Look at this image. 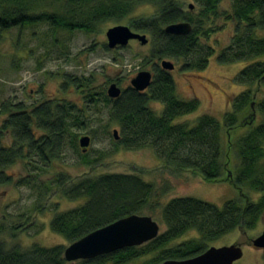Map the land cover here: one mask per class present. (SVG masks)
<instances>
[{
    "label": "trees",
    "instance_id": "obj_1",
    "mask_svg": "<svg viewBox=\"0 0 264 264\" xmlns=\"http://www.w3.org/2000/svg\"><path fill=\"white\" fill-rule=\"evenodd\" d=\"M192 1L196 4L193 9H185L179 0H0V42L13 29L38 26L49 27L55 36L53 43L59 41V33L95 35L104 24L126 19L139 6L157 9L152 17L129 22L135 32L146 34V46L151 47L143 58L153 71L147 91L138 92L130 86L122 89L118 99H111L106 91L95 92L93 78L64 76L61 93L68 94L73 87L82 98L81 108L53 98L30 108L10 101L2 104L0 116L5 120L0 127V186H31V182L50 175L71 138L83 164L95 165L97 161L89 160L80 150L78 130L83 129L90 112L103 107L108 112L107 128L113 125L119 132L118 140L111 137L116 150H151L163 167L200 175L208 182H228L240 196L222 207L193 197L174 198L163 204L167 188L159 192L138 174H106L74 182L69 175L57 173L40 184L33 217L47 212L43 202L50 199L54 189L69 201L85 199L81 206L56 213L51 220L53 233L69 245L131 215L160 212L165 231L142 246L74 263L66 261L64 246L23 249L0 241V264H128L148 255L156 256L151 263L162 264L201 255L212 243L236 230L247 234L256 229L264 217V61H255L264 57V0ZM183 22L192 26L189 35L166 33L167 26ZM229 23L234 33L218 61L224 65L251 62L234 79L246 87L245 91L229 102L231 109L225 114L224 126L209 114L199 117L194 125L176 124L178 118L198 111L200 103L196 98L178 97L172 73L162 68V62H183V74L204 71L216 53L207 42ZM105 49L109 50L108 46ZM151 101L163 104L161 115L150 108ZM258 117L259 125L234 138L237 128L252 127ZM232 155L237 162L234 168ZM19 164L28 174L17 180L7 171ZM250 192L261 197L255 201ZM17 219L24 224L3 223L0 235L9 231L16 237L37 227L35 222L31 224L32 217ZM190 232L197 236L184 239Z\"/></svg>",
    "mask_w": 264,
    "mask_h": 264
},
{
    "label": "rangeland",
    "instance_id": "obj_2",
    "mask_svg": "<svg viewBox=\"0 0 264 264\" xmlns=\"http://www.w3.org/2000/svg\"><path fill=\"white\" fill-rule=\"evenodd\" d=\"M179 1L183 3L185 9L191 5L196 7L192 0ZM156 11L154 6L142 5L137 7L126 19L104 24L98 34L59 33L57 36L59 41L56 43H53L55 36L47 26L13 29L6 32L0 42V109L2 104L7 101L23 104L25 108H30L32 105L40 104L45 99L51 98L67 100L78 104V107L81 108L82 98L73 87L69 88L68 94L61 93L60 87L64 76L93 78L96 86L95 92L100 94L103 91L107 92L114 83L121 89L130 87L131 80L142 71L153 73L152 68L143 62V58L149 55L151 47L142 46L138 41H131L125 49L107 50L105 47L108 45L106 33L110 28L120 25L129 26L131 20L152 17ZM233 33V24L229 23L207 42L215 49L216 53L204 71L183 74L180 71L183 62L167 60L176 66L171 73L176 82L178 97L183 100L196 98L200 103L198 111L178 118L176 124L194 125L199 117L209 114L217 118L224 126L225 114L231 109L229 102L246 89L234 80L235 76L251 63L224 65L218 61L219 54L229 45ZM255 61H264V57ZM149 106L159 115L163 113V104L151 101ZM100 108L99 111L90 112L87 116L88 119L84 121L83 129L78 130L79 139L83 136L91 138L90 147L85 155L91 161L96 160L95 165L83 164L80 152L73 146L71 138L63 157L54 164L50 175L42 176L37 183L31 182V186H0V226L3 223L6 226L22 225L23 221L17 219L20 216L32 217L31 224L35 222L37 226L16 237H13L9 231L3 232L0 235V241L8 247L20 245L23 249H29L33 245L45 248L56 246L66 248L69 246L62 236L53 233L51 220L56 213L81 206L86 201L85 199L69 201L59 196L54 189L50 199L43 202L47 212L33 217L40 184L46 183L57 173L69 175L74 182L83 177L106 174H138L145 181L154 184L159 192H163L167 188L161 199L163 204L180 197H193L219 207H222L227 201L239 200L238 190L230 183L225 181L208 182L200 175L176 173L163 167L162 161L151 150L135 152L124 149L116 150L112 138L113 131L117 128L113 125L109 129L107 128V109ZM4 120L5 116H0V127ZM259 123L260 117L252 127L237 128L234 131V138L244 135ZM223 141L226 149L228 139L225 132ZM78 144L80 146V143ZM80 150L82 152L81 147ZM232 161L234 168L237 163L234 155H232ZM7 174L19 180L27 176L28 173L24 171L23 165L19 164L10 168ZM250 195L255 201L261 197V194L256 192H250ZM144 215L151 216L159 224L160 233L165 231L160 212L155 215L149 213ZM263 231L264 217L255 230L247 234L236 230L212 243L211 246L220 248L234 244L242 245L244 256L235 264H264V250H258L249 245ZM196 236V232H190L184 239ZM155 257V255L144 256L128 264H153L151 260Z\"/></svg>",
    "mask_w": 264,
    "mask_h": 264
},
{
    "label": "water",
    "instance_id": "obj_3",
    "mask_svg": "<svg viewBox=\"0 0 264 264\" xmlns=\"http://www.w3.org/2000/svg\"><path fill=\"white\" fill-rule=\"evenodd\" d=\"M190 8L193 9V5ZM165 31L170 35L185 36L192 32V26L186 22L177 23L167 26ZM106 37L109 50L126 48L131 41H138L142 46L149 43L146 35L135 32L130 26L120 25L110 28ZM161 66L170 72L175 69V65L167 60L163 61ZM152 80L153 74L151 72L142 71L131 80V87L138 92H145L150 88ZM107 93L111 99H118L122 94V89L114 83L108 88ZM113 136L115 140L119 139L118 130L113 131ZM79 142L83 153H87L91 138L83 136ZM159 234L160 226L151 216L131 215L70 244L65 248V259L69 263L91 260L125 248L142 246L156 239ZM251 244L258 250H264V231L259 237L253 239ZM243 256L242 245L234 244L220 248L210 247L196 257L185 260H168L162 264H235Z\"/></svg>",
    "mask_w": 264,
    "mask_h": 264
},
{
    "label": "flooded vegetation",
    "instance_id": "obj_4",
    "mask_svg": "<svg viewBox=\"0 0 264 264\" xmlns=\"http://www.w3.org/2000/svg\"><path fill=\"white\" fill-rule=\"evenodd\" d=\"M176 67V66H175Z\"/></svg>",
    "mask_w": 264,
    "mask_h": 264
}]
</instances>
